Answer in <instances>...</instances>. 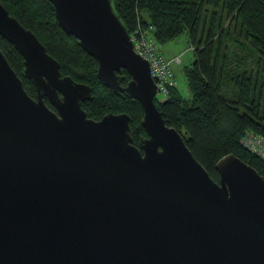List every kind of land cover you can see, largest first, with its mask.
Instances as JSON below:
<instances>
[{
    "label": "water",
    "instance_id": "95a60500",
    "mask_svg": "<svg viewBox=\"0 0 264 264\" xmlns=\"http://www.w3.org/2000/svg\"><path fill=\"white\" fill-rule=\"evenodd\" d=\"M50 2L102 83L140 102L146 136L133 142L126 112L87 116L90 86L61 74L0 2V35L35 87L0 49V264H264V174L230 152L210 176L156 107L148 61L110 0Z\"/></svg>",
    "mask_w": 264,
    "mask_h": 264
},
{
    "label": "trees",
    "instance_id": "16d2710c",
    "mask_svg": "<svg viewBox=\"0 0 264 264\" xmlns=\"http://www.w3.org/2000/svg\"><path fill=\"white\" fill-rule=\"evenodd\" d=\"M110 1L129 33L138 24L152 25L156 39L162 43L187 32L194 52L191 64L184 68L190 96L184 97L174 85L163 99L154 96V101L166 124L182 133L210 176L218 179L215 162L230 152L264 174V158L242 143L247 132L264 138V0ZM0 2L35 33L59 62L61 74L90 86V97L80 101L87 116L99 119L107 112H126L133 142L137 144L146 136L140 123V102L102 83L96 75L97 60L73 34L60 27L50 0ZM0 49L26 91L34 96L35 87L23 74L22 56L1 35ZM117 79L124 86L130 75L121 68Z\"/></svg>",
    "mask_w": 264,
    "mask_h": 264
},
{
    "label": "built area",
    "instance_id": "2783aa9c",
    "mask_svg": "<svg viewBox=\"0 0 264 264\" xmlns=\"http://www.w3.org/2000/svg\"><path fill=\"white\" fill-rule=\"evenodd\" d=\"M129 35L134 51L148 61L150 75L156 86L155 94L167 95L169 89L176 85V79L171 68V59L162 52L160 42L154 35L153 26L138 24ZM175 60L179 61L180 58L175 57ZM242 143L264 158V138L261 135L247 132Z\"/></svg>",
    "mask_w": 264,
    "mask_h": 264
},
{
    "label": "rangeland",
    "instance_id": "374dc122",
    "mask_svg": "<svg viewBox=\"0 0 264 264\" xmlns=\"http://www.w3.org/2000/svg\"><path fill=\"white\" fill-rule=\"evenodd\" d=\"M146 16V13H143ZM162 52L167 56L172 51L177 53L178 58L181 60L171 61V68L177 80L178 88L182 95L190 96V88L184 75V68L186 65L191 64L194 58L193 48L190 44L189 37L186 31H182L172 39H168L160 43ZM155 97L159 100L165 97V94L156 93Z\"/></svg>",
    "mask_w": 264,
    "mask_h": 264
},
{
    "label": "crops",
    "instance_id": "0c3cea01",
    "mask_svg": "<svg viewBox=\"0 0 264 264\" xmlns=\"http://www.w3.org/2000/svg\"><path fill=\"white\" fill-rule=\"evenodd\" d=\"M165 55V54H164ZM177 56V53H175V51H172V53L170 52L169 55H167L168 58L171 59V61H175L174 58ZM181 60V59H180ZM176 79V78H175ZM176 85L178 87V84H177V80H176Z\"/></svg>",
    "mask_w": 264,
    "mask_h": 264
}]
</instances>
